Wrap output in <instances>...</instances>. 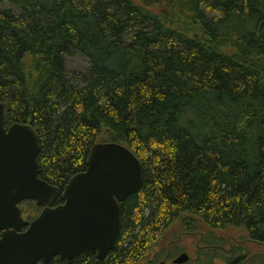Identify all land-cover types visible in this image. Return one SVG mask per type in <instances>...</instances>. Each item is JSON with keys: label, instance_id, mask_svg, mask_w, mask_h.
<instances>
[{"label": "trees", "instance_id": "trees-1", "mask_svg": "<svg viewBox=\"0 0 264 264\" xmlns=\"http://www.w3.org/2000/svg\"><path fill=\"white\" fill-rule=\"evenodd\" d=\"M73 54L87 75L67 72ZM0 99L6 127L38 132L58 201L97 143L142 166L106 258L50 264L162 259L187 231L197 264H264V0H0Z\"/></svg>", "mask_w": 264, "mask_h": 264}, {"label": "water", "instance_id": "water-1", "mask_svg": "<svg viewBox=\"0 0 264 264\" xmlns=\"http://www.w3.org/2000/svg\"><path fill=\"white\" fill-rule=\"evenodd\" d=\"M41 143L31 123L6 127L0 99V264H48L96 252L99 260L115 248L121 231V204L143 185L142 166L126 146L97 143L87 169L59 189L40 178ZM36 201L40 215L28 221L20 204ZM189 259L187 253L175 263Z\"/></svg>", "mask_w": 264, "mask_h": 264}, {"label": "flooded vegetation", "instance_id": "flooded-vegetation-1", "mask_svg": "<svg viewBox=\"0 0 264 264\" xmlns=\"http://www.w3.org/2000/svg\"><path fill=\"white\" fill-rule=\"evenodd\" d=\"M59 194H60V192H59ZM58 198H59V195H58ZM62 203H63L62 198H61V201H58V199H57V202H56L55 206L60 205ZM20 207H21V204H20ZM41 211H42V207H41ZM41 211H40V213H41ZM22 213H23V218L28 220L25 217L23 210H22ZM28 221H32V220H28ZM195 235L199 236L198 234L190 233V232L187 231L185 233L177 235L176 238H173L174 236L169 238L167 240V242H166V254H165V256L162 259H160V257H159L161 255L160 252L156 249L154 255L146 257L145 259H143V261L140 264H179V263H175V260H177L179 258V256H181L184 253H187L189 255V259L186 262L180 263V264H197V261H201V259H202V257H201L202 252H204V254L206 253V249H207L206 245L203 244V242H201V238L199 236L197 238L198 240L196 242H194V247H195L196 251H194L193 253H190L189 252V247L188 246L186 247L184 242H183V239H185L186 236H188L190 238H194ZM157 247L163 248V246L160 243L158 244ZM163 252H165V250ZM79 256L80 255H78L74 259H67V258L66 259H61L60 257H55L52 260L59 259L60 261H64V260L73 261L76 258H78ZM106 256L104 257V259L106 258ZM96 257H97V253H96ZM97 259H98V257H97ZM104 259H102V260H104ZM102 260L98 259L99 262H101ZM50 262L48 264H50ZM40 264H42V263H40Z\"/></svg>", "mask_w": 264, "mask_h": 264}, {"label": "rangeland", "instance_id": "rangeland-1", "mask_svg": "<svg viewBox=\"0 0 264 264\" xmlns=\"http://www.w3.org/2000/svg\"><path fill=\"white\" fill-rule=\"evenodd\" d=\"M3 8L7 7L6 4L2 5ZM10 7V6H9ZM13 9V8H12ZM16 13H19L18 9H14ZM67 72L69 74H78V75H87L90 70V62L89 60L80 54H73L72 56H69L65 60ZM198 236L195 235L194 238H190L188 236L183 239V242L185 246L189 247V252L193 253L195 250L194 242H196L198 239Z\"/></svg>", "mask_w": 264, "mask_h": 264}]
</instances>
